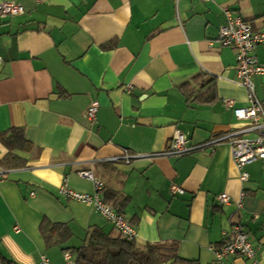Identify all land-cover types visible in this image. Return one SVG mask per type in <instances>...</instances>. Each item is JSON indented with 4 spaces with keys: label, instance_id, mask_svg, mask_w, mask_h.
<instances>
[{
    "label": "crops",
    "instance_id": "crops-1",
    "mask_svg": "<svg viewBox=\"0 0 264 264\" xmlns=\"http://www.w3.org/2000/svg\"><path fill=\"white\" fill-rule=\"evenodd\" d=\"M13 1L23 12L0 14V138L20 128L27 143L17 150L24 166L1 168L0 252L13 264H37L40 256L62 264L71 248L74 263L88 231L111 230L89 205L58 192L66 180L92 193V181L77 174L89 170L104 191L121 196L137 244L174 241L181 257L208 264L209 246L238 222L255 260L228 256L225 264H264V159L246 165L241 182L228 143L207 144L248 124L224 104L247 100L235 51L216 40L222 8L258 30L264 0ZM254 55L264 66V44ZM253 82L264 107V75ZM93 102L99 108L89 121ZM175 131L189 153L149 156L167 150ZM124 151L137 156L128 164L106 160ZM6 153L0 139V161ZM221 193L228 203L217 200Z\"/></svg>",
    "mask_w": 264,
    "mask_h": 264
},
{
    "label": "built area",
    "instance_id": "built-area-1",
    "mask_svg": "<svg viewBox=\"0 0 264 264\" xmlns=\"http://www.w3.org/2000/svg\"><path fill=\"white\" fill-rule=\"evenodd\" d=\"M23 12V7L13 1L7 0L0 2L1 15H18ZM224 23L219 28L216 40L224 47H231L235 51V70L240 84L246 90L247 105L243 107L235 106L233 99L224 102L227 108H230L233 115L239 120L248 122L247 126L241 130L229 132L220 138H215L207 144L212 145L221 140L226 141L230 148L231 157L239 171V180L245 182L248 180V173L244 167L257 160L264 159V107L256 96L253 77L264 75V66L259 64L254 55L258 45L264 44V28L254 30L250 23L245 21L240 15L235 14L229 7L222 8ZM99 108L98 102H93L85 112V117L89 121H94ZM255 133V137H246V133ZM186 136L175 131L169 148L159 153H152L149 156L157 155H183L189 153L192 149L187 145ZM201 146L197 147L200 148ZM137 155H131L124 151L120 155L107 158L110 162L130 163L132 158ZM77 174L82 178L92 181L94 191L92 193H81L72 190L67 186L66 180L59 187V194L67 199L78 201L89 205L95 212L99 213L113 228L126 240H134L136 231L134 227L126 220L122 213L117 212L114 207L107 203L101 194L102 182L98 180L91 171L80 170ZM3 178V171L0 168V179ZM171 191L181 194L183 190L172 185ZM31 195L33 193H30ZM245 193L240 192L237 200V209L242 207V201ZM220 203H228L230 197L226 193L217 196ZM257 217V214L254 215ZM15 230H18L16 228ZM213 252L214 258L208 264H225L224 258L228 256H241L246 259L255 260L256 248L250 243L246 232L241 223L235 222L231 225V235L224 236L221 243L217 246H209ZM38 264H51L46 256H40ZM62 264H73L69 252L64 253V262Z\"/></svg>",
    "mask_w": 264,
    "mask_h": 264
},
{
    "label": "trees",
    "instance_id": "trees-1",
    "mask_svg": "<svg viewBox=\"0 0 264 264\" xmlns=\"http://www.w3.org/2000/svg\"><path fill=\"white\" fill-rule=\"evenodd\" d=\"M210 99L205 97L206 101ZM0 139L7 148L6 155L0 161V168L4 170L24 166L25 160L17 155V150L25 148L27 143L23 130L13 128L9 134L3 135ZM101 194L107 203L117 212L122 213L118 204L121 196L115 192L104 191L103 183ZM50 227L52 229L57 227L61 234L68 233L67 228L63 225L54 224ZM58 239L60 240V238ZM59 240L57 242H63V240ZM70 250L71 248H64V252H70ZM74 250L76 256L73 264H192V261L177 253V243L174 241L137 244L135 239L130 241L123 238L114 228L107 232L102 229L88 231L85 243ZM0 264L13 263L0 252Z\"/></svg>",
    "mask_w": 264,
    "mask_h": 264
}]
</instances>
